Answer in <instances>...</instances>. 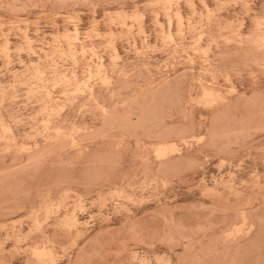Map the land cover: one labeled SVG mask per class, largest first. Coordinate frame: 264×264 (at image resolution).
I'll return each mask as SVG.
<instances>
[{"label": "rangeland", "instance_id": "374dc122", "mask_svg": "<svg viewBox=\"0 0 264 264\" xmlns=\"http://www.w3.org/2000/svg\"><path fill=\"white\" fill-rule=\"evenodd\" d=\"M192 1L0 0V264H264V0Z\"/></svg>", "mask_w": 264, "mask_h": 264}, {"label": "bare ground", "instance_id": "6f19581e", "mask_svg": "<svg viewBox=\"0 0 264 264\" xmlns=\"http://www.w3.org/2000/svg\"><path fill=\"white\" fill-rule=\"evenodd\" d=\"M190 1H192V0H190ZM201 1H203V0H201ZM192 2H193V1H192ZM188 3H189V2H188ZM193 3H194V2H193ZM204 4H205V3H204ZM222 4H223V3H222ZM202 5H203V3H202ZM206 8H207V6H206ZM193 9H194V8H193ZM207 9H208V8H207ZM207 9H206V10H207ZM180 13H181V12H180ZM180 13H179V12L177 13V17H178L179 19L181 18V14H180ZM174 16H175V14H174ZM167 17H169V16H167ZM130 18H131V17H130ZM156 18H157V16H156ZM175 18H176V17H175ZM179 22H180V21H178V23H179ZM181 23H182V22H181ZM261 23H262V22H261ZM121 25H122V24H121ZM140 25H142V23H141ZM179 25H180V24H179ZM192 25H193V24H192ZM180 26H181V25H180ZM122 27H123V26H122ZM178 28H179V27H178ZM205 28H206V27H205ZM76 29H77V28H76ZM76 29L74 28V31H75ZM161 29H162V27H161ZM110 31H111V30H110ZM263 33H264V32H263ZM253 34L255 35V33H253ZM261 34H262V33H261ZM261 34H260V35H261ZM119 35H120V34H119ZM128 35H129V34H128ZM254 35H253V36H254ZM258 35H259V34H258ZM109 36H111V33H110ZM115 36H116V35H115ZM121 36H122V35H121ZM253 36H252V37H253ZM262 36H263V35H262ZM262 36H261V37H262ZM106 37H108V35H107ZM119 37H120V36H119ZM202 37H203V36H202ZM88 38H89V37H88ZM95 38H96V37H95ZM113 38H114V36H113ZM199 38H200V36L198 37V39H199ZM254 38H255V37H254ZM262 38H263V37H262ZM262 38L260 39L261 42H262ZM25 39H26V38H25ZM53 39H54V38H53ZM66 39H67V38H66ZM73 39H74V38H72L71 40H73ZM90 39H91V38H90ZM109 39H110V38H109ZM123 39H124V38H123ZM200 39H201V38H200ZM228 39H229V38H228ZM240 39H241V38H240ZM255 39L258 40L257 37H256ZM263 39H264V38H263ZM26 40H27V39H26ZM57 40H58V39H57ZM57 40H55V44H56V41H57ZM63 40H64V39H63ZM201 40H202V39H201ZM232 40H233V39H232ZM256 40H255L254 42H256ZM260 40H258V42H260ZM53 41H54V40H53ZM64 41H65V40H64ZM66 41L68 42L69 40H66ZM77 41H78V40H77ZM110 41H111V39H110ZM212 41H214V40H212ZM212 41H211V42H212ZM226 41H227V39H226ZM263 41H264V40H263ZM29 42H30V41L28 40V42H27L26 44H28L29 47H30V45H31L30 43H31V42H30V43H29ZM51 42H52V41H51ZM67 42H66V43H67ZM70 42H72V41H70ZM73 42H75V40H74ZM249 42H251V41H249ZM254 42H253V43H254ZM258 42H257V43H258ZM53 43H54V42H53ZM112 43H114V42H112ZM262 43H264V42H262ZM68 44H69V42H68ZM255 44H256V43H255ZM255 44H254V45H255ZM110 45H111V43H110ZM46 46H48V45H46ZM257 46L260 47V43H259V45H257ZM257 46H256V47H257ZM29 47H27V48H29ZM68 47H69V45H68ZM71 47H73V46H70V48H71ZM70 48H69V49H70ZM110 48H111V47H110ZM261 48H263V47H261ZM30 49H31V48H30ZM58 49H59V48H58ZM113 49H114V48H113ZM60 50H61V49H60ZM105 50H106V49H105ZM259 50H260V48H259ZM21 51H22V49H21ZM29 51H31V53H32L33 50L31 49V50H29ZM39 51H40V50H39ZM41 51H42V50H41ZM55 51H56V49H55ZM55 51H54V52H55ZM89 51H90V50H89ZM201 51H202V50H201ZM54 52H53V53H54ZM69 52H70V51H69ZM46 53H47V52H46ZM53 53H52V56H53ZM115 53H116V52H115ZM60 54H63V53H60ZM60 54H58V55H60ZM61 56H63V55H61ZM61 56H60V57H61ZM70 56H71V55H70ZM95 56H97V55H95ZM114 56H115V54H114ZM63 57H65V55H64ZM49 58L52 59V57H49ZM46 59H47V58H46ZM58 59H59V58H58ZM71 59H72V58H71ZM96 59H97V57H96ZM59 60H60V59H59ZM100 60H101V59H100ZM100 60H99V61H100ZM39 61H40V60H39ZM207 61H208V60H207ZM55 65H56V64H55ZM33 66H34V65H33ZM56 66H57V65H56ZM95 66H97V65H95ZM49 68H51V67H49ZM98 69H99V66H98ZM96 70H97V69H96ZM35 73H36V72H34V74H35ZM94 74H95V73H94ZM88 75H89V74H88ZM39 76H40V75H39ZM41 76H42V74H41ZM43 76H44V75H43ZM211 76H212V75H211ZM58 77H59V75H58ZM227 77H229V76H227ZM212 79H213V78H212ZM87 80H88V79H87ZM52 84H53V83H52ZM57 86H58V85H57ZM86 86H87V85H86ZM77 87H79V86H77ZM218 87H219V86H218ZM218 87H216V88H218ZM54 88H55V87H54ZM54 88H53V90H54ZM86 89H87V88H86ZM44 90H45V89H44ZM46 92H48V91H46ZM3 93H4V92H3ZM76 93H80V91H79V92H76ZM210 94H211V93H210ZM1 95H2V94H1ZM207 95H209V94H207ZM44 96H45V95H44ZM48 96H49V95H48ZM209 96H210V97H209ZM209 96H208L209 98H208V97H206V98H207V99H211V97L213 98L212 95H209ZM1 97H2V96H1ZM1 100H2V99H1ZM42 102H43V101H42ZM66 102H67V101H66ZM197 103H198V102H197ZM206 106H207V104H206ZM59 109H60V108H59ZM35 118H36V117H35ZM8 127H9V125H8ZM5 129H6V127H5ZM8 129H9V128H8ZM1 138H2V137H1ZM2 139H3V138H2ZM71 139H72V138H71ZM3 140H4V139H3ZM1 141H2V140H1ZM6 141H8V139H7ZM12 142H13V141H12ZM71 144H72V143H71ZM164 149H165V148H164ZM5 151H6V150H5ZM172 151H173V150H172ZM172 151H171V152H172ZM51 212H52V211H51ZM47 214H49V211H48ZM63 219H64V218H63ZM62 221H63V220H62ZM72 222H74V220H72ZM72 222H71V223H72ZM69 223H70V222H69ZM66 224H67V223H66ZM66 224H64V225H66ZM73 226H74V225H73ZM237 231H239V230H237ZM236 234H237V233H236ZM42 252H43V251H42ZM48 252H49V251H48ZM33 253H34V250H33ZM33 253H32V254H33ZM40 253H41V252H40ZM44 253H45V252H44ZM49 253H50V252H49ZM34 254H35V253H34Z\"/></svg>", "mask_w": 264, "mask_h": 264}]
</instances>
